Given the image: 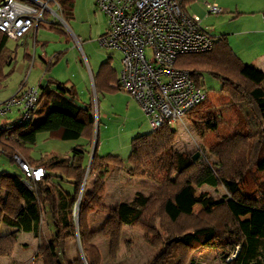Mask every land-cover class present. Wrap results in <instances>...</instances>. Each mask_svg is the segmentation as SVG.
<instances>
[{
    "label": "trees",
    "instance_id": "1",
    "mask_svg": "<svg viewBox=\"0 0 264 264\" xmlns=\"http://www.w3.org/2000/svg\"><path fill=\"white\" fill-rule=\"evenodd\" d=\"M55 1L61 9L60 17L69 25L74 19L75 0ZM194 1L184 0L182 11L186 12ZM262 15L264 18V12ZM47 27L66 35L60 24L50 23ZM213 40L210 51L181 55L175 66L187 71L195 86L205 91V99L185 119L202 140L212 141L210 137H214L208 154L215 162H204L202 155L193 160L195 153L175 149L178 132L168 124L134 137L127 159L128 175L149 180L156 187L149 195L139 192L130 202L110 208L103 225L92 231L88 218L102 206L107 168L120 169L124 162L118 156L97 154L93 98L79 104L73 84L47 77L44 85L38 86L37 104L44 97L49 100L46 117L39 123L31 119L17 124L18 118L0 125V154L10 162L17 156L30 167L46 169L45 178L34 183L32 191L23 184L22 175L0 173V225L37 237L45 211L52 231L49 243L36 252L42 264H102L94 240L106 238L109 255L114 258L124 226L140 230L144 242L156 250L150 264H192V254L201 247L218 248L223 260L234 255L229 264H264V74L240 60L225 35ZM9 41L0 33V86L10 75L4 72L5 67L13 61ZM61 54L53 56L56 62ZM49 62L45 74L53 65ZM205 76L217 80L219 89L206 91ZM117 83V72L108 57L92 74L93 93L96 97L112 94L115 90L111 85ZM39 134H46L47 141L82 139L87 148L75 146L70 152L73 161L44 162L45 157L36 160L31 152ZM93 142V158L77 203ZM51 178L65 179L72 192L55 190ZM203 187L222 189L224 194H196ZM77 204V235L84 260L78 250L73 259L66 257L68 241H76ZM195 207H199L197 212ZM16 245L15 233L0 235V257L10 258Z\"/></svg>",
    "mask_w": 264,
    "mask_h": 264
},
{
    "label": "rangeland",
    "instance_id": "2",
    "mask_svg": "<svg viewBox=\"0 0 264 264\" xmlns=\"http://www.w3.org/2000/svg\"><path fill=\"white\" fill-rule=\"evenodd\" d=\"M206 2L209 4L216 3L223 12L218 15H207V10L204 5ZM249 3L252 4L254 10H256V8L258 10L259 4L264 3V0H195L193 4L187 7L186 12L198 16V18L201 19V26L207 27L209 29V34L212 37H216L219 34L235 30L241 24L240 20L234 18V14L236 13L235 6L238 7L239 11L247 10ZM45 22L59 24L58 20L52 21V18ZM108 26V18L98 7L97 0H75L74 19L67 25V29L63 27L66 35H59L51 31L47 26H44L37 30L36 48L33 47L32 38L27 39L25 45L20 44V41L10 40L8 42V47L13 50V61L10 66L5 67L4 72L10 75L0 86V104L14 95L23 82H25L26 86L29 88H36L39 85H44L49 76L59 82L68 81L70 84H74L80 94L77 99L78 103L84 104L89 100V97L93 98L95 106L94 141L97 139V154L99 156L108 154L117 155L124 162V165L120 169L112 166L108 167L109 172L108 174L106 173L108 178L107 182H105L106 191L102 200V206L97 213L90 215L88 218V226L92 231L98 230L103 225L110 208L115 207L120 202L130 201L137 191L149 195L156 187V185L149 180L134 179L128 175L129 165L127 164V159L130 152V141L137 136L132 135L134 127L131 122L128 121L124 124L121 129L122 133L120 132L121 135L119 140L118 138L113 140L104 139V125L106 122L101 118L98 109L103 110L104 108H109L110 113L114 114V116H112L114 122H119L123 119L118 117L120 114L111 111L110 106H112L113 101L115 102L116 108L119 110H122L123 107H127L129 100L132 101L133 109L129 107L128 111L129 119L132 120L133 123L141 122L143 124L144 127L138 132L143 133L152 130L138 104L132 98L129 99L125 92L114 88V85H111L115 90L112 95L103 98L101 94L96 97L93 93L90 81L91 69L95 72L100 63L104 62L108 57L111 58L112 67L116 72L119 73L121 69L122 57L120 52L114 49L102 48L98 43L99 39L106 34ZM72 36L82 40L81 50L75 45ZM60 53L62 54L58 62H56L53 56ZM26 54L31 57L33 56L34 65L27 61V58H25ZM49 61H52L53 65L50 67L49 72L45 74V69ZM83 75L86 76L87 85L84 84L82 80ZM203 84V88L206 91H216L220 87L219 82L209 76L204 77ZM109 98H112V100L109 101ZM15 109L14 107L11 108L10 112L6 114L7 119L5 120L7 121L5 122H9V120H11L10 122H14L15 119H18L19 114ZM139 114L141 115L140 117H138ZM1 120L0 117V123ZM112 124L113 123H110V125ZM170 126L173 130L178 132L175 149L179 152H186L189 154L195 153V155L198 154L199 156L202 155L204 162L213 163L216 161L214 157L208 154L210 143L215 142L213 136L210 137L212 141L202 140L193 132L187 119H183L182 123H175ZM98 127H100L99 136ZM113 128L115 129V127ZM46 137V134H39L37 136L36 142L32 146V158L38 160L42 157V154H48V152H50V142L52 140L49 142L46 140ZM76 144H80L87 148V142L85 140L80 139L76 141ZM92 148L93 147H91V150ZM16 163L9 162L6 156L0 154V168L6 165L7 169H5V172L13 173L18 171ZM90 180L93 181L94 177ZM201 192H208L214 197L224 194L222 189L213 190L208 187L196 190V194H200ZM198 209V207H195L196 211ZM75 210L74 227L75 218L78 217V211L76 213ZM11 231V229L0 225V235L15 233L17 236V245L13 255L10 258L0 257V264H42L41 260L35 256L37 249L49 243L51 238L52 228L48 214L43 211L41 231L38 237L34 238L32 235L20 232L11 233ZM77 231L75 228L76 241L70 240L66 246V257L68 259L74 258L76 250L79 252L80 242L78 245L77 240H79V238ZM143 237L144 235L140 230L124 226L120 239L119 252L114 258H111L109 255L108 240L106 238L98 237L94 240L93 244L100 253L102 264H150L155 256L156 250L149 247L144 242ZM233 256L234 255L230 257L233 258ZM230 259L223 260L221 258V251L213 247H201L196 250L191 257L192 264H229Z\"/></svg>",
    "mask_w": 264,
    "mask_h": 264
},
{
    "label": "built area",
    "instance_id": "3",
    "mask_svg": "<svg viewBox=\"0 0 264 264\" xmlns=\"http://www.w3.org/2000/svg\"><path fill=\"white\" fill-rule=\"evenodd\" d=\"M183 1L97 0L109 21L106 34L98 43L102 48L117 50L122 57L114 88L138 104L152 130L164 124L182 123L186 114L206 97L189 73L175 66L179 56L210 51L214 41L198 17L182 11ZM204 5L207 15L223 12L216 3ZM60 10L55 0H1L0 33L19 41L48 26L50 23L45 21L51 18L65 28ZM72 38L81 50L82 40ZM38 95V87L29 88L23 82L14 95L0 104V116L14 107L19 113L17 124H25L36 111ZM14 161L19 165L23 184L30 191L34 183L45 178L46 169L30 167L17 156Z\"/></svg>",
    "mask_w": 264,
    "mask_h": 264
},
{
    "label": "crops",
    "instance_id": "4",
    "mask_svg": "<svg viewBox=\"0 0 264 264\" xmlns=\"http://www.w3.org/2000/svg\"><path fill=\"white\" fill-rule=\"evenodd\" d=\"M235 9H236V13L234 14V18L236 20H240L241 24L235 30H231L230 32H226L224 34H219L218 36L225 35L227 37V40H228L230 47L232 48L233 52L238 56V58L246 64H252L253 66H255L259 71H261L264 74V18L262 15L264 12V3L259 4L258 10H257V8H256V10H254L252 4H250V3L248 4L247 10L239 11L237 6H235ZM189 15H191V14H189ZM191 16H196V15H191ZM196 17H198V16H196ZM200 21H201V19H200ZM218 36H216V37H218ZM29 38L33 39V47L36 48V46H37V31L32 32L29 35L25 36L22 40H19L20 44L25 45L26 40ZM35 39H36V42H35ZM26 55H28V54H26ZM27 61L31 62V64L34 65L33 56L31 57L29 55V58H27ZM98 68H99V66H98ZM98 68H97V70H98ZM97 70L95 72H93L91 69V74H90L91 75V78H90L91 85H92V74H95L97 72ZM119 73H120V71H119ZM119 73L117 72V76H119ZM82 80H83L84 84H86V76L83 75ZM262 88L264 89V82L262 84ZM75 89H76L78 97H79L80 94H79L76 86H75ZM109 95H112V94H104L103 98L105 96H109ZM90 98L91 97H89V100H90ZM128 98L130 99L129 96H128ZM89 100L87 102H89ZM108 100L111 101L112 98H109ZM87 102H85L84 104H86ZM84 104H82V105H84ZM110 107H111L112 112H116V113L120 114V116H118V117L123 118V119H122V121L114 122L112 119V116H114V114L110 113L109 108H107V109L104 108L103 110L98 109V112L100 113L101 118H103L106 122V124L104 125V139L105 140H113L115 138H118V140H119L120 135L122 133L121 129L124 126V124L128 121L131 122L132 126L134 127L132 135L139 136L140 134L144 135L143 133L147 134V133L152 131L151 130L149 132L147 131V132H143V133L138 132V131H140V129L142 127H144L143 124L141 122L133 123L132 120L129 119V112L128 111H129V107H132V101L129 100L127 107H125V108L123 107L122 110H119L116 108L114 101L112 102V106H110ZM131 109H133V107ZM15 110H17V112H18V109H15ZM48 110H49V100L46 97H44L42 99V101L40 102V104L38 105V107L36 108V111L33 114L32 122L33 123H39L40 121H42L46 117ZM140 116L141 115L139 114L138 117H140ZM0 117L2 119L0 125L12 123V122H10L11 120H9V122H5V121H7V120H5V119H7L6 118L7 115L0 116ZM18 118H19V116H18ZM110 123H113V124L110 125ZM136 126H137V128H136ZM113 127H115V129ZM113 132H115V133H113ZM99 133H100V127H98V136H99ZM77 145L82 146L80 144H76V141L73 142V141L52 140L50 142V146H51L50 152H48V154H46L44 152L45 154H42L41 156L45 157L44 162H48L49 160H60V159H69L70 161H73L74 158H70V152ZM83 147H85V146H83ZM108 155H111V154H108ZM115 156H117V155H115ZM13 162L16 163V161H13ZM16 164H17V170L18 171L13 172V173L17 174V175H21L19 165H18V163H16ZM5 169H7V166L3 165L0 168V171H1L0 173L5 172ZM108 172H109V168L107 169V174H108ZM10 173H12V172H10ZM107 174H106V181L105 182H107V178H108ZM129 182H130V180H129ZM50 183L53 184V186H54L53 188H55V190H57V191L60 188H62V190H64L65 192H68V193L72 192L71 184L66 182L65 179L51 178ZM120 187H121V185H120ZM139 192L140 191L135 192L134 195L132 196V198L130 199V201ZM130 201H127V202H130ZM11 230H12L11 233L17 232L13 229H11ZM20 233H23V232H20ZM23 234H29V233H23ZM2 235H6V234H2ZM29 235H32V234H29ZM233 258H234V256H233Z\"/></svg>",
    "mask_w": 264,
    "mask_h": 264
},
{
    "label": "water",
    "instance_id": "5",
    "mask_svg": "<svg viewBox=\"0 0 264 264\" xmlns=\"http://www.w3.org/2000/svg\"><path fill=\"white\" fill-rule=\"evenodd\" d=\"M65 28L67 29V25L65 26ZM92 147H93V148H92V150H91V154H90L89 162H88L87 169H86V174H85V177H84V180H83V183H82V186H81L80 192H79L78 202H77V203H79V200H80V197H81V194H82L83 188H84L85 180H86V177H87L88 169H89V167H90V164H91V161H92V158H93V154H94V150H95V143H94V142H93V146H92ZM198 156H199L198 154L194 155L193 160H196V159L198 158ZM75 211H76V213H77V211H78V205H77ZM75 228H76V231H77V218H75ZM77 242H78V245H79V240H77ZM79 253H80L82 259H84V258H83L82 251H81V248H80V245H79Z\"/></svg>",
    "mask_w": 264,
    "mask_h": 264
}]
</instances>
